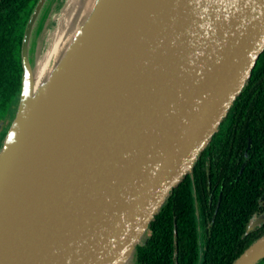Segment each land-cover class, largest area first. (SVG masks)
<instances>
[{
    "label": "water",
    "instance_id": "obj_1",
    "mask_svg": "<svg viewBox=\"0 0 264 264\" xmlns=\"http://www.w3.org/2000/svg\"><path fill=\"white\" fill-rule=\"evenodd\" d=\"M68 5L37 0L25 26L0 264H136L264 51V0H82L49 52ZM262 259L264 232L230 264Z\"/></svg>",
    "mask_w": 264,
    "mask_h": 264
},
{
    "label": "trees",
    "instance_id": "obj_2",
    "mask_svg": "<svg viewBox=\"0 0 264 264\" xmlns=\"http://www.w3.org/2000/svg\"><path fill=\"white\" fill-rule=\"evenodd\" d=\"M36 1L2 0L0 8L28 5L23 30ZM20 44L21 34L15 40L17 90L22 73ZM262 205L264 51L193 173L174 188L151 221L149 239L138 246L136 264H230L264 232L263 224L244 235L249 219ZM257 264H264V259Z\"/></svg>",
    "mask_w": 264,
    "mask_h": 264
},
{
    "label": "flooded vegetation",
    "instance_id": "obj_3",
    "mask_svg": "<svg viewBox=\"0 0 264 264\" xmlns=\"http://www.w3.org/2000/svg\"><path fill=\"white\" fill-rule=\"evenodd\" d=\"M1 1L2 0H0V3ZM19 6L21 7L19 8L18 5L15 7L12 5H7L4 8L3 7L0 8V19L2 18L0 22V144L12 120L14 119L19 93H20V87H21L22 73L19 81L20 85L18 86V90H17V79H16L17 65L15 62V40L21 34V43H22V38L26 26V24H24L22 30V24L24 22V18L27 15L29 7L28 5H23V4H20ZM13 9H15V11H12ZM30 13L28 14L26 23L30 16ZM10 16H13V19H11ZM20 62H21V44H20ZM21 67H22V63H21ZM208 159H209V153L206 155V160ZM211 204L212 202H210V205ZM263 210H264V205H262V207L258 212H261Z\"/></svg>",
    "mask_w": 264,
    "mask_h": 264
},
{
    "label": "bare ground",
    "instance_id": "obj_4",
    "mask_svg": "<svg viewBox=\"0 0 264 264\" xmlns=\"http://www.w3.org/2000/svg\"><path fill=\"white\" fill-rule=\"evenodd\" d=\"M82 0H69V5L64 8L63 15H58L56 18L58 19V24L55 25L52 30L49 32V38L52 39L51 44L48 45L46 48L49 47V52L54 48L53 45L56 41L63 35L64 29L67 28L68 25H71L73 20L77 16V7L81 4ZM77 10V11H76ZM49 58V53L40 61L39 68H38V75L42 73L43 67L42 65L47 61Z\"/></svg>",
    "mask_w": 264,
    "mask_h": 264
}]
</instances>
